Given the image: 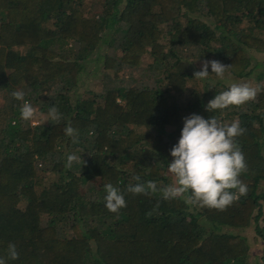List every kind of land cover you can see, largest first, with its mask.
Masks as SVG:
<instances>
[{
  "label": "trees",
  "instance_id": "obj_1",
  "mask_svg": "<svg viewBox=\"0 0 264 264\" xmlns=\"http://www.w3.org/2000/svg\"><path fill=\"white\" fill-rule=\"evenodd\" d=\"M248 49L264 52V0H0V257L11 242L19 259L7 264H249L247 237L223 227L253 224L264 241V89L209 112L230 83L210 66L207 80L193 78L211 57L252 85ZM88 61L100 88L83 96ZM16 90L45 118L22 120ZM53 105L59 123L47 117ZM191 114L246 129L247 194L219 210L126 193V207L107 210V183H174L170 150ZM80 153L84 163L66 168Z\"/></svg>",
  "mask_w": 264,
  "mask_h": 264
},
{
  "label": "clouds",
  "instance_id": "obj_2",
  "mask_svg": "<svg viewBox=\"0 0 264 264\" xmlns=\"http://www.w3.org/2000/svg\"><path fill=\"white\" fill-rule=\"evenodd\" d=\"M223 79L229 66H225L217 60H204L199 71L194 72L193 78L207 80L210 73ZM261 89L247 82L231 83L227 90L216 94L206 105V110H223L230 106H242L254 101ZM17 101H22L20 117L30 121L36 118L37 109L25 99L27 93L16 90L11 93ZM48 119L53 123H59L63 118L59 109L53 105L48 108ZM48 122V120H46ZM67 136L72 138L74 144H78L79 132L69 122L64 128ZM246 129L241 127L239 120L229 124L222 123L215 116L205 119L197 114H191L184 118L183 128L176 145L170 150L173 158L167 164V171L174 177V183L157 186L155 181L141 182V177L135 176V185H130L125 191L112 183L104 185L105 207L113 213L126 207L125 194L153 195L160 193L164 200L182 198L187 205L215 208L224 210L234 203L238 196L247 194L248 187L240 179L243 172L247 171L245 156L237 137L243 135ZM94 136V132H89ZM82 153V152H81ZM79 155L69 154L66 157V168H71L74 162L84 163ZM235 190V191H232ZM148 215H151L149 213ZM19 259V252L14 243L7 245L6 256L0 257V264H7L8 260Z\"/></svg>",
  "mask_w": 264,
  "mask_h": 264
},
{
  "label": "rangeland",
  "instance_id": "obj_3",
  "mask_svg": "<svg viewBox=\"0 0 264 264\" xmlns=\"http://www.w3.org/2000/svg\"><path fill=\"white\" fill-rule=\"evenodd\" d=\"M207 22L209 21V18L207 16H201ZM248 53L252 55L251 58V65L255 60L258 62V65L254 67L253 72L250 76H253L254 79H252V86L256 87L258 86L261 89H264V77L259 76L258 77V71L263 70L264 71V52H260L255 49H248ZM204 60H213L211 57L202 59L199 61H196V66H201L202 62ZM150 61V57L148 55H144L142 58V65H146ZM94 66L93 61H88L87 67L90 68V71L86 73L85 80L82 84H80L77 88V92H80L83 96H86L88 94V90L90 89H99L100 87V69H97L95 72L91 71V68ZM136 74V72H134ZM243 77H236L234 75L227 74L224 76V78L221 80L224 83H237L238 81L242 80ZM3 90L0 89V104L3 101ZM188 97V91L184 94H176V98L179 101H186ZM33 107H36V105H33ZM44 119L45 115L43 113H40L37 111V116L32 120V122H37L40 119ZM48 176L52 175V173H48ZM94 183L98 184V177L94 179ZM262 188H264V182L261 184ZM223 230L225 231H235L237 233L243 234L247 237V244H248V253H247V261L249 264H263L262 261V254L264 253V241L261 239H255V232L253 228V224L242 227V228H235L231 226L224 225Z\"/></svg>",
  "mask_w": 264,
  "mask_h": 264
}]
</instances>
